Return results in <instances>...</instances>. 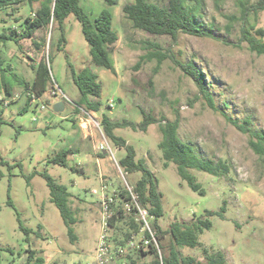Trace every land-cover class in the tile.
Wrapping results in <instances>:
<instances>
[{"label":"rangeland","instance_id":"obj_1","mask_svg":"<svg viewBox=\"0 0 264 264\" xmlns=\"http://www.w3.org/2000/svg\"><path fill=\"white\" fill-rule=\"evenodd\" d=\"M169 1L156 3L164 6ZM256 1L251 0V4ZM133 2L117 0L116 6L109 7L104 0H80L92 20L109 9L119 37L111 47L116 74L97 72L103 84V106L99 112L86 114L75 105L81 95L69 63L80 73L91 62L90 47L75 15L65 23L64 51H58L60 32L51 26L34 35L43 45L40 53L31 39L21 40L20 46L0 43L4 66L12 69L5 78L13 94L10 97L5 92L0 73V112L7 121L0 133V159L5 162L0 180V264H25L28 249L36 251L46 264H96L102 224L98 199L91 191L100 188V175H104L112 191L126 188L120 173L124 170L99 147L107 141L118 163L126 156V150L108 140L102 127L95 125L102 122L104 115L117 123H140L141 108L159 120L179 118L180 138L192 146L194 153L229 168L221 176L191 170L205 191L202 196L179 177L174 164L165 168L158 124L147 133L130 128L115 131L134 147L136 159L144 161L159 181L164 208L159 221L162 230H168L174 222L192 224L206 219L208 211L219 213L224 209L223 218L218 214L208 217L212 228L199 236L202 246L179 248L180 255L204 263L205 251L222 252L227 264H264V154L251 144L257 139L227 120L232 117L242 124L249 119L251 130L264 135V55L253 52L243 38L244 30L259 38L256 31H264V13L243 19L241 0H186L198 25L212 37L181 34L174 40L134 28L123 12V7ZM39 7L40 3L34 5V9ZM32 11L27 2L0 11V34L16 31L22 35ZM149 42L160 45L170 58L161 65L157 60H142ZM42 56L48 62L51 83L41 98L31 97L32 104L23 113L29 95L15 78L32 84L36 71L31 65ZM191 61L202 69L218 111L209 107L195 81L177 64ZM55 86L67 96L66 100L53 95ZM59 102H64V110L57 113L55 105ZM262 145L264 148V141ZM69 149L73 154L68 156L66 166L52 162ZM44 174L65 185L71 194L74 241L59 209L50 201ZM140 179V173L126 176L133 187ZM9 192L14 208L8 205ZM17 212L23 226L31 231L29 238L20 228ZM113 227L107 232V243L114 252L132 228L125 220L117 221ZM169 244L168 236L160 242L162 255H166L164 249ZM146 253L143 256L133 251L106 264H151L155 255Z\"/></svg>","mask_w":264,"mask_h":264},{"label":"trees","instance_id":"obj_2","mask_svg":"<svg viewBox=\"0 0 264 264\" xmlns=\"http://www.w3.org/2000/svg\"><path fill=\"white\" fill-rule=\"evenodd\" d=\"M109 7L116 6L117 0H104ZM27 2L33 9L32 17H27L25 20V30L22 35L13 31L10 35L0 34V43L14 42L20 46V41L23 39H31L33 46L40 53L43 45L34 39L37 31L52 27L53 31H59L60 37L58 42V51H64L67 45L65 23L71 15H75L77 20L82 26V32L86 42L90 47L91 62L90 66L84 68L80 73H77L73 66L69 63L72 73V78L77 86L81 98L75 104L78 110H84L87 113L99 112L103 106L102 93L103 84L99 81L98 71L106 70L116 74L115 62L111 55V47L114 46L118 40V34L113 29V15L109 9H104L101 13L92 20L86 13L85 9L81 6L80 0H0V11L9 9L13 6ZM40 3V7L34 9V5ZM242 18L253 15L256 18L260 13H264V0H257L251 4V0H241L240 2ZM123 12L133 24V27L148 32L152 35L170 36L177 40L181 34H187L196 37H212V35L203 30L197 23L194 13L186 6V0H170L167 5L161 6L156 3V0H134L133 3L126 4L123 7ZM19 37L16 38V36ZM256 35L259 38L251 35L246 30L243 31V38L249 43L250 49L259 55H264V31L257 30ZM148 53L142 60H157L158 65L170 57L167 53L162 52L160 45L156 43H146ZM49 62L51 63V55L49 54ZM181 69L190 76L198 86L201 95L209 105V107L218 111V107L213 97L210 86L206 82V78L200 69L193 61L188 63L177 62ZM36 71V77L32 84L23 80L15 78L19 85L25 88L27 93L35 94L41 98L49 89L51 83L50 68L44 56L31 65ZM11 67L4 66V61L0 57V73L1 82L5 92L8 96H12L10 91V83L6 80L5 76L11 72ZM152 84V82H151ZM32 104L31 96L28 97L26 106L23 113L26 112L28 106ZM141 114L143 119L140 123L132 121H123L122 123L113 122L107 115L102 119V130L105 137L112 141L118 148L126 150V156L119 162L120 167L128 174L140 173L141 179L134 186L135 191L139 195L140 203L143 207L147 208L150 214L154 217V225L158 232L159 241L161 242L167 236L170 238V244L166 251V255L159 256L156 249L151 252L155 255V259L151 264H227V259L224 253L218 252L211 254L205 251V262H199L194 257H182L179 248H197L202 246L199 241V236L205 231L212 228V223L208 217L216 214L222 218L221 210L219 213L210 212L206 213V219H198L192 224L186 225L180 222H174L166 231L162 230L159 225L160 219L164 216L163 196L159 191V181L155 174L147 167V164L142 160H137V153L127 141L115 134L118 129L130 128L135 132L147 133L149 128L158 124L162 134V140L159 148L163 153L165 161L164 166L168 168L170 164H174L177 168L179 177L186 181L189 187L196 193L204 196L205 191L201 184L198 183L197 178L191 173L195 169L208 173L213 176H221L223 173H228L229 168L222 162L213 163L212 161L205 160L198 157L194 153L191 145L185 143L179 135L180 119L175 121H168L165 118L160 120L152 114L147 113L142 108ZM227 120L233 124L239 131L249 134L250 137L255 138L258 142H251L252 146L260 153L264 154L262 142L264 135L251 130V121L246 119L242 124L232 117H227ZM7 124L0 112V133L2 126ZM72 149L65 150L62 154L57 155L52 162L57 165L66 166L67 158L72 155ZM5 162L0 159V180L4 174L1 167ZM47 181V186L50 190V201L60 211V214L68 227V234L72 241L75 240L73 225L75 219L69 206V199L71 197L65 185L56 182L50 175L44 174ZM31 178L28 180L30 183ZM8 205L14 208V203L8 193ZM17 219L21 230L30 237L31 231L23 226L21 215L17 212ZM116 219L112 221L115 225ZM131 228L138 232L139 227L137 224L132 223ZM27 260L25 264H46L43 257H40L34 250H27ZM143 256L148 253L142 252Z\"/></svg>","mask_w":264,"mask_h":264},{"label":"built area","instance_id":"obj_3","mask_svg":"<svg viewBox=\"0 0 264 264\" xmlns=\"http://www.w3.org/2000/svg\"><path fill=\"white\" fill-rule=\"evenodd\" d=\"M28 95L37 97L35 94L30 95L28 93ZM53 95L55 97L61 95L63 99H67V96L56 86L53 88ZM85 113L91 114L95 112ZM95 126L100 129L102 127V122H96ZM99 150L110 155V160L121 169L107 141L99 147ZM120 173L126 182V188L123 191H112L104 175H100L99 177L100 188L91 191V194L98 199L102 224V235L100 237L99 253L96 258V264H106L114 261L115 257H125L133 251L142 253L151 252L153 249H156L159 256L162 257L158 232L154 225L155 219L150 214L149 210L140 203L139 195L135 191V188L127 182L126 176L128 173L125 171L122 172V170H120ZM114 219L117 221H128L130 225L135 223L138 225L139 230L136 232L132 229L124 235V243L120 244L116 251L113 252L107 243V232L114 228L112 224ZM122 264H128V262L124 261Z\"/></svg>","mask_w":264,"mask_h":264},{"label":"water","instance_id":"obj_4","mask_svg":"<svg viewBox=\"0 0 264 264\" xmlns=\"http://www.w3.org/2000/svg\"><path fill=\"white\" fill-rule=\"evenodd\" d=\"M64 110V107H63V103L61 102V103H57L56 105H55V111L57 112V113H59V112H62Z\"/></svg>","mask_w":264,"mask_h":264},{"label":"crops","instance_id":"obj_5","mask_svg":"<svg viewBox=\"0 0 264 264\" xmlns=\"http://www.w3.org/2000/svg\"><path fill=\"white\" fill-rule=\"evenodd\" d=\"M13 95V94H12ZM21 102V101H20ZM27 102V101H26ZM59 103H61V102H59ZM63 103V107H64V102H62ZM26 104V103H25Z\"/></svg>","mask_w":264,"mask_h":264}]
</instances>
